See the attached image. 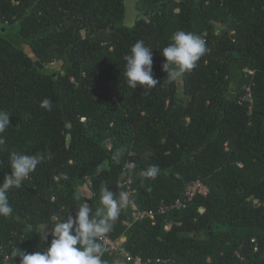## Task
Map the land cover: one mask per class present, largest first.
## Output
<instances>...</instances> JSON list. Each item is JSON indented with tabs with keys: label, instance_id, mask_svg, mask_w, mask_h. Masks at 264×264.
I'll return each mask as SVG.
<instances>
[{
	"label": "trees",
	"instance_id": "trees-1",
	"mask_svg": "<svg viewBox=\"0 0 264 264\" xmlns=\"http://www.w3.org/2000/svg\"><path fill=\"white\" fill-rule=\"evenodd\" d=\"M138 7L144 16L128 25L125 0H0V110L11 114L0 134V182L12 152L45 157L8 193L13 213L0 217V261L14 246L43 251L51 237L45 242L39 229L82 203L95 210L107 186L117 198L130 191L107 235L125 237L122 246L142 264H264V0ZM177 30L200 35L207 51L169 83L161 50ZM138 40L152 47L160 82L147 90L124 76ZM57 61L62 71L49 69ZM45 98L50 111L40 107ZM153 165L156 178L143 177ZM195 180L206 195L158 212ZM132 203L155 216L135 218ZM102 260L135 264L118 251Z\"/></svg>",
	"mask_w": 264,
	"mask_h": 264
},
{
	"label": "clouds",
	"instance_id": "clouds-1",
	"mask_svg": "<svg viewBox=\"0 0 264 264\" xmlns=\"http://www.w3.org/2000/svg\"><path fill=\"white\" fill-rule=\"evenodd\" d=\"M162 55L165 61L162 70L167 73L168 82H174L185 72L192 71L197 62L207 51L206 41L193 32L177 30L171 37V43L164 47ZM124 76L127 85L136 89L138 86L145 90L154 88L160 82L153 76L152 47L138 40L124 56ZM40 107L52 109V101L45 98ZM10 113L0 110V134L10 125ZM4 139L0 136V144ZM123 150L114 153L113 158L119 160ZM51 158V155L48 157ZM45 159L43 154L28 155L12 152L9 159L10 173H5L0 182V217L8 218L13 213L9 203L8 193L11 189L20 188L22 183L33 173ZM158 167L153 165L144 170L141 175L155 179ZM64 179L68 176L65 174ZM119 187V184L117 185ZM100 206L95 210L87 203L79 205L75 215H67L60 222L53 223L51 228L44 224L39 231L46 242L50 243L43 251L28 252L14 246L5 254L0 264H104L102 257L105 253L103 243L106 234L111 232L114 222L118 219L121 209L129 204L128 194L121 192L119 198L105 186L100 190Z\"/></svg>",
	"mask_w": 264,
	"mask_h": 264
},
{
	"label": "built area",
	"instance_id": "built-area-1",
	"mask_svg": "<svg viewBox=\"0 0 264 264\" xmlns=\"http://www.w3.org/2000/svg\"><path fill=\"white\" fill-rule=\"evenodd\" d=\"M248 74H254V70H251L249 68H246L244 70ZM246 89V95L245 99L252 102L253 101V93L250 85L245 86ZM130 188V185H128ZM208 192L207 186L201 181V180H195L186 185L185 188V196L184 198H178L172 203L166 204L162 203L159 207L158 212L166 213L167 211L173 210L175 208H183L186 207L187 204L192 201L197 195H206ZM128 194V199L130 196V191L128 190L126 192ZM132 206L135 210L134 216L135 218H142L144 216L153 218L155 216L154 210H145L141 211L138 209V207L132 203ZM171 224L166 225V229H169ZM125 237L120 238L119 240H113L109 235L106 234L105 239L103 241L105 245V251L107 252H120L123 256L127 258L129 261H134L135 264H142V258L141 257H132L122 246L123 242L125 241Z\"/></svg>",
	"mask_w": 264,
	"mask_h": 264
},
{
	"label": "rangeland",
	"instance_id": "rangeland-1",
	"mask_svg": "<svg viewBox=\"0 0 264 264\" xmlns=\"http://www.w3.org/2000/svg\"><path fill=\"white\" fill-rule=\"evenodd\" d=\"M139 1L140 0H125V4H126V8H127L126 19H125L126 24L133 25L137 18L144 16L138 7ZM167 1H169V0H167ZM176 1H179V0H176ZM25 50L29 55L34 57V54L32 53L30 47L25 46ZM62 67H63V62L57 61V62L52 63L49 66V69H52V70L58 72V71H62ZM80 192L82 194H84L85 196H89L91 194V188H90V181L89 180L85 183V185H83L81 187ZM53 223H57V222L55 221ZM53 223H51L48 227L51 228ZM119 264H126V263L122 261Z\"/></svg>",
	"mask_w": 264,
	"mask_h": 264
},
{
	"label": "water",
	"instance_id": "water-1",
	"mask_svg": "<svg viewBox=\"0 0 264 264\" xmlns=\"http://www.w3.org/2000/svg\"><path fill=\"white\" fill-rule=\"evenodd\" d=\"M37 64L40 66V68H43V65L40 63V62H37ZM71 139V136H68V140L70 141ZM210 230H211V227H210ZM241 231V230H240Z\"/></svg>",
	"mask_w": 264,
	"mask_h": 264
},
{
	"label": "flooded vegetation",
	"instance_id": "flooded-vegetation-1",
	"mask_svg": "<svg viewBox=\"0 0 264 264\" xmlns=\"http://www.w3.org/2000/svg\"><path fill=\"white\" fill-rule=\"evenodd\" d=\"M54 63V62H53Z\"/></svg>",
	"mask_w": 264,
	"mask_h": 264
}]
</instances>
